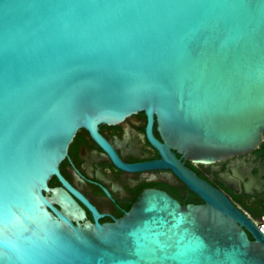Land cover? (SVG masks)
I'll return each instance as SVG.
<instances>
[{"label": "water", "instance_id": "obj_1", "mask_svg": "<svg viewBox=\"0 0 264 264\" xmlns=\"http://www.w3.org/2000/svg\"><path fill=\"white\" fill-rule=\"evenodd\" d=\"M140 111L160 159L126 167L97 128ZM81 128L203 204L148 189L113 223L84 221L48 186L69 188L58 165ZM263 133L264 0H0V264H264V234L171 152L210 163Z\"/></svg>", "mask_w": 264, "mask_h": 264}, {"label": "flooded vegetation", "instance_id": "obj_2", "mask_svg": "<svg viewBox=\"0 0 264 264\" xmlns=\"http://www.w3.org/2000/svg\"><path fill=\"white\" fill-rule=\"evenodd\" d=\"M142 111L113 124H100L99 137L114 158L126 167L140 166L160 159L151 140L162 142L154 121L149 129ZM182 168L220 192L252 225L264 223V133L259 146L210 163L196 162L171 151ZM64 187L50 177V188L60 187L84 211V221L113 223L124 216L143 190L167 193L180 205H200L203 201L171 170L120 168L85 129H78L59 163ZM94 211V213L90 210ZM251 240V236L247 234Z\"/></svg>", "mask_w": 264, "mask_h": 264}, {"label": "built area", "instance_id": "obj_3", "mask_svg": "<svg viewBox=\"0 0 264 264\" xmlns=\"http://www.w3.org/2000/svg\"><path fill=\"white\" fill-rule=\"evenodd\" d=\"M257 228L262 234H264V223H259L257 225Z\"/></svg>", "mask_w": 264, "mask_h": 264}]
</instances>
